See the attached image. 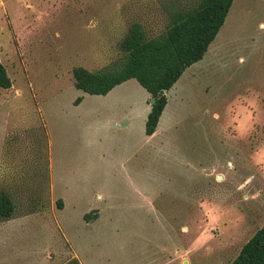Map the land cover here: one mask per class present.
Listing matches in <instances>:
<instances>
[{"label": "rangeland", "instance_id": "1", "mask_svg": "<svg viewBox=\"0 0 264 264\" xmlns=\"http://www.w3.org/2000/svg\"><path fill=\"white\" fill-rule=\"evenodd\" d=\"M165 5L0 0L13 81L0 87V188L17 203L0 264H229L264 224V0H234L151 136L136 78L106 95L75 86V66L120 61L133 21L163 30Z\"/></svg>", "mask_w": 264, "mask_h": 264}, {"label": "trees", "instance_id": "2", "mask_svg": "<svg viewBox=\"0 0 264 264\" xmlns=\"http://www.w3.org/2000/svg\"><path fill=\"white\" fill-rule=\"evenodd\" d=\"M166 23L154 32L133 21L120 40L122 57L113 66L91 70L75 66V86L90 94H108L115 86L136 78L155 97L148 113L145 132L153 135L168 103L165 91L171 89L185 70L203 59L224 25L234 0H165ZM13 81L0 59V87ZM83 97L79 96L75 104ZM17 203L12 194L0 188V221L14 217ZM95 212V211H92ZM91 213L85 215L88 219ZM63 264H81L77 257ZM229 264H264V224L242 246Z\"/></svg>", "mask_w": 264, "mask_h": 264}, {"label": "water", "instance_id": "3", "mask_svg": "<svg viewBox=\"0 0 264 264\" xmlns=\"http://www.w3.org/2000/svg\"><path fill=\"white\" fill-rule=\"evenodd\" d=\"M150 101H151V104H153L155 102V97H151Z\"/></svg>", "mask_w": 264, "mask_h": 264}]
</instances>
